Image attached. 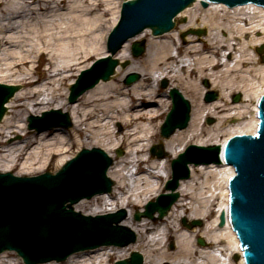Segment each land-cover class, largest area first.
<instances>
[{"label": "bare ground", "instance_id": "obj_1", "mask_svg": "<svg viewBox=\"0 0 264 264\" xmlns=\"http://www.w3.org/2000/svg\"><path fill=\"white\" fill-rule=\"evenodd\" d=\"M114 1L0 0L2 78L13 76V70L29 64L32 54L38 57L52 54L58 60L53 63V57L49 58L38 79L26 75L15 80L26 89L16 93L8 103V114L0 125V172H11L18 166L17 174H32L44 170L53 156L58 158L57 165H61L67 160L70 143L100 148L108 154L124 145L125 152L121 154L125 156L114 161L107 171L115 182L112 192L80 201L76 207L88 216L127 210L123 225L135 233L136 242L130 247L142 255L143 264H243L241 258L238 262L232 259L240 254L235 234L227 222L220 223V214L227 207V180L234 173L231 167L190 166L189 179L179 183L177 201L157 223L148 219L132 221L131 208H143L163 192L160 181L169 180L170 161L188 144L222 146L232 136L254 134L256 101L264 95V10L254 5L227 8L221 4H210L202 10L197 9L196 3L179 14L187 18L179 25V31L152 37L145 30L135 37L147 40L141 63L117 69L112 80L99 82L77 101L69 103L68 90L62 89L60 94L51 85L54 82L59 86L65 81V74L82 63L83 58L105 55L107 23L111 27L118 18L119 3ZM106 16L109 18L104 19ZM194 25L204 27L205 34L179 37L186 27ZM222 32H225L223 37L219 35ZM173 52H177V57ZM116 58L119 61L130 58L128 45ZM132 73L141 75L137 82L130 86L120 84L124 75ZM159 80H166L167 87L169 82L172 85L169 89L181 87L194 101L187 128L164 139L163 150L156 145L155 159H150L146 150L159 127L154 121L170 107L163 105L154 87ZM41 81L47 82L34 89ZM201 82H209L210 90H217L219 97L215 101H202L206 91L197 88ZM235 92L241 95L237 102L231 101L237 95ZM45 95L50 98L40 100ZM38 105L42 108L52 105L53 110L67 113L72 120L73 137L72 133L67 135L56 129L51 137L44 132L29 141H11L12 134L23 136L25 130V122L17 125L16 117L35 114L38 109L34 107ZM206 117L207 123L212 117L216 119L209 129L203 122ZM231 120L236 123L226 125ZM114 122L120 123L123 131L115 132ZM161 151L165 157L156 159ZM130 166L136 167V173L130 174ZM182 219L200 221L201 226L194 229L187 224L183 226ZM196 238L203 241L201 247L195 243ZM164 240H173V252L164 249ZM8 254L11 252L0 254V264H20L18 257L13 260ZM124 255L121 250L101 247L74 254L64 264H109L110 256L120 259Z\"/></svg>", "mask_w": 264, "mask_h": 264}, {"label": "water", "instance_id": "obj_2", "mask_svg": "<svg viewBox=\"0 0 264 264\" xmlns=\"http://www.w3.org/2000/svg\"><path fill=\"white\" fill-rule=\"evenodd\" d=\"M193 2H124L119 21L108 36L106 48L110 56L98 59L89 69L80 73L76 82L69 87L68 101L75 102L100 80H109L118 65L112 56L128 39L144 29H150L153 36L169 32L174 27V18ZM208 3H222L229 8L254 4L264 9V0H200L203 8ZM201 33L196 32L198 35ZM131 52L135 58L141 56L144 53V41L133 43ZM258 53L261 54L260 51ZM138 79L137 74H130L124 83L130 85ZM166 85V81L161 82L162 88H166ZM204 86L208 88L206 82ZM18 90V86L0 84V121L7 112L5 104ZM217 97L216 92L208 93L204 101L212 102ZM169 98L172 108L161 127L162 138H168L177 129L186 128L189 121L188 101L176 89L170 90ZM233 101H239V95H235ZM258 109L256 135L235 136L222 152L225 163L232 166L236 173L228 181V218L245 264H264V96L259 100ZM27 122L28 129L37 133L56 127H71L68 115L54 110L44 112L40 117L30 116ZM159 148L162 150L161 145ZM154 149L155 146L150 151L151 155H155ZM116 154L120 156L121 152ZM163 157L162 151L157 154V158ZM210 163H220L218 146H189L184 154L171 162L172 178L165 185V189L171 193L162 194L155 202H149L143 213L135 212L134 219L139 221L144 217L153 220L154 213L158 214L157 220L162 219L178 198V193L174 191L179 181L189 177L187 165ZM111 165L112 160L106 153L93 148L81 150L55 174L46 172L34 177H16L11 173H0V253L14 251L24 264H44L62 262L80 251L102 246L125 247L134 243V233L119 225L126 218L125 210L91 217L83 216L72 208L82 199L89 200L95 195L111 191L113 183L106 176ZM182 223L186 225L185 220ZM189 226H201V222L193 221ZM198 243L203 245L201 240ZM142 261V256L133 252L129 259L114 264H142Z\"/></svg>", "mask_w": 264, "mask_h": 264}, {"label": "rangeland", "instance_id": "obj_3", "mask_svg": "<svg viewBox=\"0 0 264 264\" xmlns=\"http://www.w3.org/2000/svg\"><path fill=\"white\" fill-rule=\"evenodd\" d=\"M124 0H115L114 2L115 3H119V8H120V5H121V3L123 2ZM197 9H202L203 10V8H201V6L200 5H197ZM207 9V8H206ZM118 13H119V11H118ZM198 13H200V12H198ZM201 15H203V12H201ZM109 18V16H106L104 19H108ZM184 18V22H181V21H178L177 22V24H176V26H175V28L173 29V31H176L177 29V31H179L180 29H179V25H182V24H184L186 21H187V18L186 17H178V19L179 20H181V19H183ZM197 24H199V23H197ZM107 28H109L108 29V32H107V34H106V36H105V40H106V37H107V35H108V33L110 32V30L112 29V27L114 26V24H112L111 25V27H109L110 25H108V23H107ZM198 26H200V25H194V27H186L185 28V30H183L182 32L183 33H185V32H187L188 30H191V29H196V30H198V29H204V27H198ZM181 32H180V34H178L179 35V37L181 38ZM190 36V35H192V34H186L185 36H184V38L185 37H187V36ZM221 37H223V36H225V32L223 33H220L219 34ZM256 35H260V34H256ZM193 37V36H192ZM148 38H151V37H149L148 36ZM105 40H104V48H103V51L105 52ZM138 40H142V39H138ZM145 40V42L147 41L146 39H144ZM197 43H199V42H197ZM130 44H131V42H129V43H127V44H125V45H128V49H129V52H130ZM124 45V46H125ZM123 46V47H124ZM122 47V48H123ZM26 49V48H25ZM11 50H13V49H11ZM13 51H18L17 49H14ZM101 55V54H100ZM99 55V56H100ZM98 55H92V56H88V58H83L84 60L82 61V63L80 64H78L76 67H74L72 70H70V71H68L66 74H65V76L67 77V79L65 80V81H63L61 84H59V86H57L58 85V83H54L53 82V85H51V88H56V89H58V93H62V89H66V90H68V85H69V82H70V84L71 83H73L74 81H75V79L77 78V76H78V74H79V72L82 70V69H85V68H87L88 67V65H90L91 64V62H93L95 59H97L98 57H99ZM228 55L226 54V57H227ZM259 56V55H258ZM51 57H53V63H56V62H58V60L55 58L54 59V56H52V54H48V55H43V56H41V57H38L37 55H34V54H32V58H31V62L29 63V64H27V65H25V66H21L19 69H16V70H13V76H10L9 78H2V75H1V73H0V83H2V84H14V85H18L19 87H20V90L19 91H25V87L24 86H22L21 84H18L17 82H15V80H17V79H20V78H23V77H25L26 75L27 76H31L32 77V79H38L39 77H41V75H42V73H43V71L47 68V66H48V63H49V58H51ZM101 57V56H100ZM143 57H144V55H142L141 57H139V58H136V59H134V58H132V56H131V53H130V58H128L127 60H124L123 62H125V61H128L129 62V64L130 63H132V64H134V63H141V61H142V59H143ZM258 59H259V57H258ZM52 60H51V62H52ZM259 62H260V59H259ZM128 64V65H129ZM127 67V66H126ZM125 67V68H126ZM117 69H124V68H122V67H118ZM116 75V71H115V74L111 77V79L110 80H112L113 78H114V76ZM126 75H124V77H125ZM124 77L121 79V82H120V84H122L123 85V80H124ZM140 77H141V75H140ZM44 82H47V81H41L39 84H37V86L36 87H34V89H40L42 86H43V84H44ZM160 82H161V80H159V82L157 83V84H155L154 83V87L156 86V88L158 89V96L160 97V99H162L163 100V105H165V106H170L171 107V102H170V100H169V98H168V88L169 87H172V85H170V83L168 82V87L166 88V89H162L161 87H160ZM209 83V82H208ZM55 84V85H54ZM210 84V83H209ZM174 88V87H173ZM197 88L198 89H205V91H217L216 89H212V90H210V88H208V89H206L205 87H204V85H203V83L201 82V83H198V85H197ZM175 89H177V90H179L182 94H183V96L186 98V99H188L189 100V102H190V105H191V108L193 109V102L192 101H194V99L192 98V97H190V95H186L185 93H184V91L182 90V88L181 87H175ZM18 93V92H17ZM234 94H239V92H235ZM197 95H193V97H196ZM13 98V97H12ZM12 98L9 100V102L12 100ZM50 97L48 96H42V97H40V100H42V99H49ZM201 98H202V100H203V97L201 96ZM66 100H67V98H66ZM232 101V100H231ZM8 102V103H9ZM31 104V103H30ZM30 104H29V106H30ZM8 105V104H7ZM6 105V106H7ZM163 105L161 106V108H162V110H164V111H166V108H164L163 107ZM170 107H169V110H170ZM7 108V107H6ZM34 109H38V112H36L35 114L34 113H26L25 115H18L17 117H16V121H18V123H17V125H19L20 123H21V121H23V122H25V130H24V132H23V136L22 135H20V134H18V133H14V134H12L11 135V137L9 138V137H7V138H9L11 141H22V140H26V141H29L31 138L32 139H34L35 138V136H36V133L34 132V131H28V129H27V124H26V118L27 117H29V116H39V115H41V111L43 112H45V111H50V110H52L53 109V106L51 105L50 107L49 106H46V107H44V108H42V106H40V105H38V106H36V107H34ZM169 110H167L165 113H163V115L159 118V119H157V120H155L154 121V125H157V126H159L158 128H157V134H156V136L153 138V141H152V143L150 144V146L149 147H147V150H146V157L147 158H150V159H155V157H152L151 155H150V153H149V151H150V148L153 146V145H157V144H162V142H163V140L164 139H162L161 137H160V135H159V129H160V126H161V124H162V122H163V120H164V118H165V116H166V114L168 113V111ZM7 112H6V114H5V116L8 114V108H7V110H6ZM40 111V112H39ZM62 112V111H61ZM191 112H192V110H191ZM62 113H65V112H62ZM4 116V117H5ZM4 117H3V119H4ZM207 118L208 117H206V119H204L203 120V122L205 123V128L206 129H209V128H211L213 125H215V123H216V119L215 118H213L212 117V120L209 122V123H207ZM3 121V120H2ZM2 121H1V123H2ZM1 123H0V125H1ZM234 123H236L234 120H231V121H229L226 125H232V124H234ZM113 127V129L115 130V132H121V131H123V127L121 126V124L120 123H115L114 122V126H112ZM71 128L72 127H70L69 129H63V128H58L59 130H61L64 134H67V135H70V133H72V131H71ZM55 130L56 129H53V130H50V131H46V134H49L48 135V137H51L52 135H54V132H55ZM177 131V130H176ZM118 135V134H117ZM120 135V134H119ZM72 137H73V133H72ZM75 137V136H74ZM119 137V136H118ZM8 139V140H9ZM5 140V139H4ZM76 142V141H75ZM88 142V141H87ZM76 143H78V142H76ZM72 144V143H70L69 144V146H68V152L66 153V158L67 159H70V158H72L79 150H81V149H83V148H93V146H86V144ZM191 144V143H190ZM190 144H188V145H190ZM187 145V146H188ZM34 146H36L35 144H34ZM123 152H125V148H124V145H122L121 146V148H120ZM116 150H117V148L116 149H114L112 152H111V154H108L109 156L111 155V158L113 159V161H118L121 157L123 158L124 156H125V154L123 153L122 154V156H120V157H117L116 156ZM167 155V154H166ZM157 159V158H156ZM57 161H58V158H56V157H54L53 156V158H50V160H49V163L46 165V168L44 169V170H41V171H35L34 173H32V174H28V175H24V174H17V172H18V166L16 167V168H14L12 171H11V173H13L14 175H17V176H34V175H37V174H40V173H43V172H51V173H54V172H56L59 168H60V166L61 165H57L58 163H57ZM130 168H131V166H130ZM129 168V169H130ZM133 168H131V170H132ZM107 176H108V174H107ZM109 177V176H108ZM110 178V177H109ZM111 179V178H110ZM164 180H161L160 181V184L162 185V189H163V192L162 193H164V192H166L165 190H164ZM114 186H115V182H114ZM162 193H160V194H162ZM156 199V197H154L151 201H154ZM146 204V203H145ZM86 205V204H85ZM74 207V210H76V211H78V212H80V213H86L85 211H82L81 210V208L80 207H76V205L75 206H73ZM132 209V214L135 212V211H142L143 210V208H139V207H134V208H131ZM131 219H132V221H134V219H133V217H131ZM135 222H137V221H135ZM154 223H157V222H159V221H153ZM182 223V222H181ZM187 223H189L188 221H187ZM124 224V223H123ZM194 228H200V227H194ZM193 228V229H194ZM197 238L195 239V243L199 246V247H201L198 243H197ZM132 245V244H131ZM131 245H129V246H127V247H124V248H114V247H106V248H113V249H115V250H121L122 251V253L124 252V257L123 258H120V259H124V258H127L128 256H129V254L131 253V252H133V251H135V250H132V248L130 247ZM162 245H165L164 247V249L165 250H167L168 252H173L174 250H175V244H174V242H173V240H164L163 241V243H162ZM137 252V251H136ZM8 257L10 258V259H13V260H17V255L15 254V253H11V254H8ZM19 259V258H18ZM120 259H116L114 256H110L109 257V264H113L114 263V261H116V260H120ZM18 262L20 263V264H23L22 262H21V260L19 259L18 260ZM66 262V261H65ZM47 264H64V262H60V263H55V262H52V263H47ZM163 264H169V263H167V262H164Z\"/></svg>", "mask_w": 264, "mask_h": 264}]
</instances>
